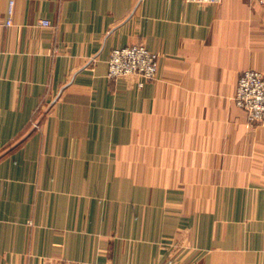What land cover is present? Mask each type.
<instances>
[{
    "label": "crops",
    "instance_id": "obj_1",
    "mask_svg": "<svg viewBox=\"0 0 264 264\" xmlns=\"http://www.w3.org/2000/svg\"><path fill=\"white\" fill-rule=\"evenodd\" d=\"M134 44L159 55L141 88L108 78ZM249 70L251 0H0V264H264Z\"/></svg>",
    "mask_w": 264,
    "mask_h": 264
},
{
    "label": "built area",
    "instance_id": "obj_2",
    "mask_svg": "<svg viewBox=\"0 0 264 264\" xmlns=\"http://www.w3.org/2000/svg\"><path fill=\"white\" fill-rule=\"evenodd\" d=\"M197 5H220L224 0H184ZM264 5V0H251ZM13 14V4L10 7ZM12 24L9 18L7 25ZM42 26H50L49 21H42ZM159 55L147 49L143 44H134L114 49L108 60V78L118 80L126 77L141 79L139 87L145 82H152L158 76ZM234 103L242 110L250 125H264V74L249 70L243 72L238 80ZM89 264V263H82ZM94 264V263H90Z\"/></svg>",
    "mask_w": 264,
    "mask_h": 264
},
{
    "label": "rangeland",
    "instance_id": "obj_3",
    "mask_svg": "<svg viewBox=\"0 0 264 264\" xmlns=\"http://www.w3.org/2000/svg\"><path fill=\"white\" fill-rule=\"evenodd\" d=\"M234 96H235V95H234ZM233 101H234V99H233ZM234 104H235V103H234ZM235 106H236V105H235ZM238 109H239V108H238ZM37 126H38V125H37V124H35V127H37ZM176 254H177V253H176ZM176 254H175V255H176ZM180 254H181V252H180ZM89 264H90V263H89ZM94 264H95V263H94Z\"/></svg>",
    "mask_w": 264,
    "mask_h": 264
}]
</instances>
